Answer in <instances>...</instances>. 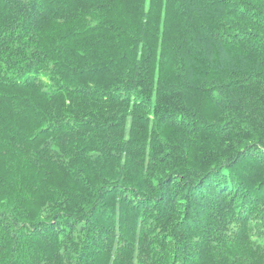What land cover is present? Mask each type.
I'll use <instances>...</instances> for the list:
<instances>
[{
    "label": "trees",
    "instance_id": "16d2710c",
    "mask_svg": "<svg viewBox=\"0 0 264 264\" xmlns=\"http://www.w3.org/2000/svg\"><path fill=\"white\" fill-rule=\"evenodd\" d=\"M0 264H264V0H0Z\"/></svg>",
    "mask_w": 264,
    "mask_h": 264
}]
</instances>
